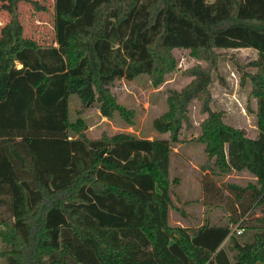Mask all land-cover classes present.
Here are the masks:
<instances>
[{
	"label": "trees",
	"instance_id": "1",
	"mask_svg": "<svg viewBox=\"0 0 264 264\" xmlns=\"http://www.w3.org/2000/svg\"><path fill=\"white\" fill-rule=\"evenodd\" d=\"M0 42V204L12 220L0 237L7 264H254L264 260V0H53L54 41L23 33L17 3ZM36 8H45L35 0ZM174 47L188 48L206 66L168 95L153 120L169 138L126 132L89 138L81 119L70 122L76 93L103 115L131 110L109 85L148 73L156 85L175 68ZM253 47L248 62L258 134L246 135L210 107L215 48ZM206 112L199 139L220 171L248 169L255 182L203 178V203H224L229 220L252 229L232 238L233 260L221 246L230 225H170V141L178 140L191 100ZM70 130L78 132L76 136ZM175 181V178L173 179ZM260 214L244 217L248 208ZM184 214L183 210H180ZM249 214V213H248ZM5 219H2L4 221ZM231 237V236H230Z\"/></svg>",
	"mask_w": 264,
	"mask_h": 264
},
{
	"label": "rangeland",
	"instance_id": "2",
	"mask_svg": "<svg viewBox=\"0 0 264 264\" xmlns=\"http://www.w3.org/2000/svg\"><path fill=\"white\" fill-rule=\"evenodd\" d=\"M35 1L45 8H36L28 0H19L17 3L23 33L41 44L52 43L54 41L53 0ZM10 11L11 1L0 0V42L10 37V34L4 32L11 15ZM214 50L217 57L210 67V107L213 110L221 109L226 123L241 127L246 135L255 137L258 134L256 98L251 93V81L248 76L255 68L246 65V62L255 58L257 51L253 47ZM171 51L176 61L175 68L165 73L160 83L152 84L149 74L143 72L133 78L124 76L116 78L109 85L116 101L132 111L129 115L130 121L126 120L117 109L109 116L103 115L98 109V101L84 105L76 93H71L68 98L70 122L81 119L85 125L83 132L89 138L100 137L102 133L115 132H126L137 137L169 138V131L156 130L153 120L168 109L167 98L171 91L180 90L192 79L193 76L187 70L196 64L201 66L208 64V61L192 55L188 48L174 47ZM205 116L206 112L200 109V101L196 98L191 100L187 118L181 122L178 140L170 141L168 179L173 206L168 210V222L170 225H180L189 229L203 223H228L232 229L238 226L241 220L239 215L242 214L234 216L237 221L229 220L231 215L224 203H203L202 179H211L219 184L230 182L245 185L247 182H255L256 177L248 169L220 171L213 164V158L204 151L205 143L199 139L201 123ZM70 134L76 136L78 132L70 130ZM8 200L6 196L0 204V229L4 228L5 221L10 222L13 219L8 208ZM180 210H183L184 214ZM247 210L243 216L249 219L255 217V213L260 214L259 207ZM223 211L226 215H223ZM230 236L223 240L221 246L227 250L230 259L233 260L234 250L230 248L232 238L238 242L250 241L252 229H243L241 233L233 231ZM4 247L0 237V264H7V257L2 254ZM254 264H264V260Z\"/></svg>",
	"mask_w": 264,
	"mask_h": 264
},
{
	"label": "built area",
	"instance_id": "3",
	"mask_svg": "<svg viewBox=\"0 0 264 264\" xmlns=\"http://www.w3.org/2000/svg\"><path fill=\"white\" fill-rule=\"evenodd\" d=\"M242 230H243V227L236 226V227L231 229L230 233H233V231H236L237 233H240V232H242Z\"/></svg>",
	"mask_w": 264,
	"mask_h": 264
},
{
	"label": "crops",
	"instance_id": "4",
	"mask_svg": "<svg viewBox=\"0 0 264 264\" xmlns=\"http://www.w3.org/2000/svg\"><path fill=\"white\" fill-rule=\"evenodd\" d=\"M223 215H226V212L225 211H223ZM222 224H224V223H221V224L220 223H218V224H211V225H222Z\"/></svg>",
	"mask_w": 264,
	"mask_h": 264
}]
</instances>
